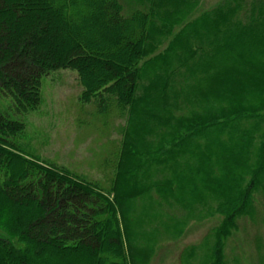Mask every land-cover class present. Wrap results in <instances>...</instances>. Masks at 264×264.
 Returning <instances> with one entry per match:
<instances>
[{
  "label": "trees",
  "instance_id": "16d2710c",
  "mask_svg": "<svg viewBox=\"0 0 264 264\" xmlns=\"http://www.w3.org/2000/svg\"><path fill=\"white\" fill-rule=\"evenodd\" d=\"M201 2L0 0V98L14 114L40 106L43 75L73 68L81 99L128 129L103 188L23 154L26 123L0 105V224L16 236L0 237V264H138L149 220L134 214L153 192L220 217L226 264V238L264 191V0Z\"/></svg>",
  "mask_w": 264,
  "mask_h": 264
},
{
  "label": "rangeland",
  "instance_id": "374dc122",
  "mask_svg": "<svg viewBox=\"0 0 264 264\" xmlns=\"http://www.w3.org/2000/svg\"><path fill=\"white\" fill-rule=\"evenodd\" d=\"M219 1L202 0L199 12ZM83 91L77 70L61 68L43 75L42 102L37 109L15 115L10 99L0 98V105L26 123L25 131L15 137L23 154L109 188L115 160L108 159L115 158L114 153L121 148L128 131L126 117L116 110L103 115L98 103L81 99ZM128 138L133 141L132 148L138 147L134 131ZM155 193L154 199H140L141 207L134 214L142 221L149 220L147 241L138 236L137 247H133L142 257L138 264H214L218 238L212 232L221 218L201 219L197 212H188L181 204ZM161 204L166 205L163 212H159ZM238 223L222 249L225 263L264 264V191L259 193L257 211L244 215ZM0 237L16 240L1 224Z\"/></svg>",
  "mask_w": 264,
  "mask_h": 264
}]
</instances>
